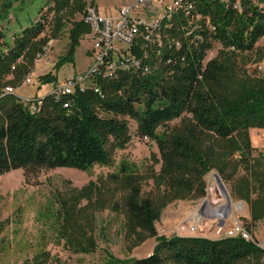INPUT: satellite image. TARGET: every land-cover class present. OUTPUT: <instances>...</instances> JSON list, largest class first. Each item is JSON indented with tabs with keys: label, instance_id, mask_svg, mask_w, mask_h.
<instances>
[{
	"label": "trees",
	"instance_id": "trees-1",
	"mask_svg": "<svg viewBox=\"0 0 264 264\" xmlns=\"http://www.w3.org/2000/svg\"><path fill=\"white\" fill-rule=\"evenodd\" d=\"M88 1L93 0H50V20L41 10L35 23L0 49V174L19 168L85 171L106 164L111 152L127 143L133 121L158 151L150 191L142 197L141 181L121 168L108 176L124 192L121 200L108 198L94 181L58 194L57 233L63 247L71 254L94 252V213L109 206L122 214L124 240L131 247L148 238L156 241L151 254L139 259L122 261L106 251L109 264H263L264 250L241 237L166 238L157 235L155 223L171 202L203 197L204 176L211 170L230 183V196L248 205L251 224L264 222V154L253 155L249 138L250 129H264V76L248 75L242 62L264 37V0H238L240 11L234 8L237 0H191V16L179 11L161 22L162 45L148 46L143 59L147 74L97 76L72 94H46L36 111L31 106L38 97L25 101L4 93L5 86H18L37 53L66 23L71 25L67 51L55 68L73 62L81 37L90 33L82 18L75 19ZM213 44L220 49L204 63ZM133 52L142 56L139 45ZM38 81L45 85L55 77L46 74ZM181 116L167 135L156 134L159 125ZM49 260L42 252L22 264Z\"/></svg>",
	"mask_w": 264,
	"mask_h": 264
},
{
	"label": "rangeland",
	"instance_id": "rangeland-1",
	"mask_svg": "<svg viewBox=\"0 0 264 264\" xmlns=\"http://www.w3.org/2000/svg\"><path fill=\"white\" fill-rule=\"evenodd\" d=\"M132 0H93L87 5H94L102 14H110ZM50 0H22L19 7L12 9V20L0 17V25H13V21H27L32 24L39 18V14H46L48 20L52 13L47 9ZM2 0H0V11ZM83 10V12H84ZM83 16V14H82ZM81 15L75 19H81ZM4 21V22H3ZM8 21H11L8 24ZM70 23L59 33L51 44H47L46 54L36 60L31 70V83L27 85L23 79L15 87V94L23 98L32 99L35 96L42 98L48 91L62 84L72 74H83L92 62L90 33L81 37L79 46L75 49L72 63H65L55 68L57 58L63 56L68 46V30ZM9 31V30H8ZM5 35L8 33L3 31ZM9 37L5 40L9 42ZM50 42V41H49ZM220 46L213 44L207 52L204 63L213 58ZM244 69L253 77L264 76V37L259 39L254 50L242 55ZM50 74L55 81L40 85L38 78ZM181 116L159 125L155 132L157 135H167L174 127L180 124ZM129 139L121 149L111 152L109 162L96 164L85 171L77 169L56 168H19L0 174V264H22L36 255L47 252L50 264H109L106 251L118 260L139 259L151 254L156 241L154 238L146 239L142 244L131 247L124 240L123 216L113 212L109 206L94 213L93 235L97 244L94 252L88 254H71L63 247V241L58 237L59 205L58 194L71 193L85 187L88 182L94 181L95 186L102 188L108 198L121 200L123 191L112 183L108 176L119 174L121 168L141 181V194L144 197L152 187L150 173L158 171L159 164L155 163L158 151L155 143L147 137L137 133L136 124L129 121ZM253 155L264 154V131L253 130L249 133ZM204 176L205 194L201 198L190 200H176L164 207L159 219L155 223L158 236L169 238L177 236H197L216 239L224 236V232L233 223H238L256 240L264 239V222L250 223L248 205L236 197L230 196V183H224L230 196V203L216 202L211 194V174ZM218 174V173H217ZM242 174V171L240 172ZM215 188L217 184L213 179ZM101 189V190H102ZM102 190V191H103ZM219 200V199H218ZM195 215L198 216L196 221ZM217 216V217H214ZM264 261V259H263ZM129 264V263H124Z\"/></svg>",
	"mask_w": 264,
	"mask_h": 264
},
{
	"label": "built area",
	"instance_id": "built-area-1",
	"mask_svg": "<svg viewBox=\"0 0 264 264\" xmlns=\"http://www.w3.org/2000/svg\"><path fill=\"white\" fill-rule=\"evenodd\" d=\"M193 6L191 0H132L118 7L115 12L104 15L96 6L87 5L82 20L90 27L92 62L83 74L68 76L62 84L52 87L47 94L55 97L72 94L76 88L82 90L91 84L97 76L103 79L112 78L119 71L147 74L149 66L143 59L147 58L148 46L162 45L159 36L161 22L169 20L179 11L191 16ZM234 8L240 11L238 0ZM47 44H51V41ZM48 45L44 46L42 52L37 53L35 61L45 56ZM136 45H139L141 57H137L133 52ZM176 46H179L178 42ZM31 73L30 71L23 77V82L27 85L31 83ZM2 90L4 93L15 94V88L11 86H5ZM94 91L99 92L97 87ZM19 97L25 101L30 100ZM40 99L36 100V105L31 106L32 111H36ZM63 106L66 107V104ZM237 236L264 250V239H254L250 232L238 223H233L224 232L223 237Z\"/></svg>",
	"mask_w": 264,
	"mask_h": 264
},
{
	"label": "crops",
	"instance_id": "crops-1",
	"mask_svg": "<svg viewBox=\"0 0 264 264\" xmlns=\"http://www.w3.org/2000/svg\"><path fill=\"white\" fill-rule=\"evenodd\" d=\"M21 3H22V0H2V9L0 11V17L6 18L8 16V19L12 20V14H11L12 9H14V8L17 9V7H19V5H21ZM127 3H129V2H127ZM127 3H125V4H127ZM102 14L107 15L105 13H102ZM10 22L11 21H8V24ZM32 24H27V21H19L18 19L17 20L15 19L13 21V25L7 26L8 28H6L4 25H0V49H3L5 44H8V46H10L12 43L14 34L20 33L23 29H25L26 27H29ZM4 30H6V32L8 33L7 35L3 34ZM7 37H9V39H10L8 43H6V41H5L7 39ZM253 130H259V129H250L249 133ZM263 131H264V129L260 130V133L262 134ZM260 145L261 146L264 145L263 139L260 141Z\"/></svg>",
	"mask_w": 264,
	"mask_h": 264
},
{
	"label": "bare ground",
	"instance_id": "bare-ground-1",
	"mask_svg": "<svg viewBox=\"0 0 264 264\" xmlns=\"http://www.w3.org/2000/svg\"><path fill=\"white\" fill-rule=\"evenodd\" d=\"M212 176V178L215 180V178H214V176H213V174H211ZM213 179H211V183H212V185H211V194H218V196H219V198H217V197H214V199L216 200V202L220 205V203H230V199L228 200L227 198H226V196H225V194L224 193H222L219 189L217 190V188H215V184L213 183ZM215 183H216V180H215ZM219 199V200H218ZM194 217H196L195 219H196V221H197V219H198V216L197 215H195ZM214 217H217V216H214Z\"/></svg>",
	"mask_w": 264,
	"mask_h": 264
},
{
	"label": "water",
	"instance_id": "water-1",
	"mask_svg": "<svg viewBox=\"0 0 264 264\" xmlns=\"http://www.w3.org/2000/svg\"><path fill=\"white\" fill-rule=\"evenodd\" d=\"M213 176H214V178H215V180H216V184H217L218 189H219L222 193H224L225 196H226V198L229 200V199H230V196H229L228 192L226 191L225 186H224V184H223V182H222L220 176H219L217 173H213Z\"/></svg>",
	"mask_w": 264,
	"mask_h": 264
}]
</instances>
